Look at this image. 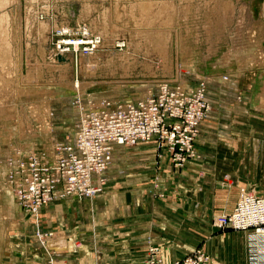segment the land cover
I'll list each match as a JSON object with an SVG mask.
<instances>
[{
	"label": "rangeland",
	"instance_id": "1",
	"mask_svg": "<svg viewBox=\"0 0 264 264\" xmlns=\"http://www.w3.org/2000/svg\"><path fill=\"white\" fill-rule=\"evenodd\" d=\"M60 27L71 29L70 35L85 28L99 35L100 44L90 56L68 53L53 60L52 34ZM32 34L35 40L28 42ZM38 36H47V43ZM225 80L252 86L253 100L264 101V0H0V196L15 202L17 165L43 155L40 166H53L54 146H71L80 116L102 104L143 100L163 84L185 93L202 85L203 120L209 82ZM230 120L227 134L220 128L224 121L199 123L196 139L264 140V122ZM150 144L154 151L139 156L114 154L102 191L93 197L54 199L38 218L0 217L17 228H3L0 257L6 264H41L50 242L61 251L58 257L46 253L48 264L137 263L145 247H157L170 262L200 249L194 248L198 238H188L201 222L188 210V194L199 193L198 172L210 170L226 184L239 176L264 188V154L242 170L240 158L249 149L208 146L198 165L191 164L201 157L197 150L171 169L158 153L162 149ZM215 216L209 219L214 233ZM40 220L49 221L48 228ZM38 230L51 235L39 238ZM53 241L68 246L59 249Z\"/></svg>",
	"mask_w": 264,
	"mask_h": 264
},
{
	"label": "built area",
	"instance_id": "2",
	"mask_svg": "<svg viewBox=\"0 0 264 264\" xmlns=\"http://www.w3.org/2000/svg\"><path fill=\"white\" fill-rule=\"evenodd\" d=\"M70 33L71 29L66 27L54 30L53 60L62 61L68 53L90 56L100 44L99 35L88 33L85 28L76 35ZM206 109L202 85L185 93L178 86L163 84L143 100L115 106L104 103L87 112L79 118L74 143L54 146L53 166H40L43 155L30 156L17 165L20 178L14 185L13 198L20 214L34 217L54 199L69 195L90 198L100 193L114 146L153 143L165 151L174 168L182 167L195 156L194 141ZM7 180L13 185L11 178ZM212 222L219 231L243 232L247 263L264 264V196L239 188L232 210L213 217ZM40 232H35L39 238L51 235ZM138 264L167 263L157 247H149L147 256ZM168 264L212 262L201 250H193Z\"/></svg>",
	"mask_w": 264,
	"mask_h": 264
},
{
	"label": "crops",
	"instance_id": "3",
	"mask_svg": "<svg viewBox=\"0 0 264 264\" xmlns=\"http://www.w3.org/2000/svg\"><path fill=\"white\" fill-rule=\"evenodd\" d=\"M28 36H30L29 31H28ZM34 36L35 34H32L28 42L34 41L35 40ZM38 39L42 40L44 43H47V36L46 37L38 36ZM49 53L50 50L48 51V54ZM208 90L209 91L208 94L206 92V96L210 107L206 117L200 122L199 128L201 125H203V122L213 123L211 121H217V120L224 121V124H220V128L224 132V134H227L228 122L231 121L230 120L231 116H234L235 119L236 118L239 119L240 122H242L243 119L248 120V122L251 121H256L257 123L264 122V101L261 100L262 103L261 102L258 103V101L256 102L255 100H253L254 88L252 86H245V85L242 86V85H238L237 83H230L229 80H225L221 82L212 81L209 82L208 84ZM214 95H215L214 99L211 98V96ZM199 132L201 134V129ZM197 138L198 139H196L194 142V151L196 154V151L198 150L197 153L199 152L201 157L200 158L198 157L196 161H191L192 162L191 164H193V166L198 165L202 160L205 159L202 155L205 152L204 148L208 146L224 147V149L227 150L228 148L229 149L234 148V150H236V148H239L241 150L243 148L249 149L250 151L249 156L245 158L243 157L240 158V164L242 170L245 168L244 165L246 163H250V164H253L254 162L257 163L258 156L264 154V140L258 137L251 138L248 141H242L240 139L230 140L225 138H219L212 142L210 141L203 142L199 139V137ZM152 149L154 151V148L150 143H138L133 146H115L112 151V156L118 152H128L127 155L132 154L139 156L141 154H146L147 153L146 151ZM158 153L159 155H163V158L165 159V161H167L169 167L173 169L165 151L160 150ZM189 168L191 167L188 166L184 171L185 172L189 171ZM203 170H204L203 172H198V175L202 176L200 180V184L198 185L199 193L196 195V192L193 191V194L191 195L188 194V202L190 203V207L188 209L189 212H193L194 214L197 213L201 217L200 218L201 220H198L201 222H198L197 224L193 225V228L191 229L194 235L192 236L190 235L188 238H194V237L198 238L199 241L198 246H195L194 248H200L201 251L205 253L209 257V259H211V262L213 264H248L245 259L246 257L245 234L241 231H235L231 229H225L219 231L216 228L214 233L213 231L210 230L209 219L211 215H224V214H228L232 210L238 197L239 188H244L245 190L251 191L254 194L260 196H264L263 194L264 188L259 189L257 187L256 182L252 181L251 179L247 182H244L243 181L244 179L239 176H237V178L235 179L236 180L235 183H227V184L222 183L221 177L216 176L210 170H206V169ZM222 184H226V185H222ZM193 185H194L193 187L195 188L196 186L195 183H193ZM74 198L76 197H71V198L66 197L64 199H74ZM64 199L57 198L56 200L58 202L60 201L62 202V200ZM46 206H44L43 208H45ZM61 206L62 205L56 206V208ZM52 208H50L47 212H45L43 217L47 219L48 216L46 213H48L49 215L51 212H53ZM13 215L14 216L16 215L17 217L20 216L22 218L24 217L20 214L17 205L9 195L0 196V217L1 218L5 216L12 217ZM48 222L49 221L46 220L45 222H43L42 225V220H40L41 228H43V226L44 228H48L47 227L49 224ZM4 227L17 229L15 226L13 227L10 220L0 219V247H2L1 244L4 241V236L7 235V233L3 231ZM30 227L31 229H33L32 224H30ZM48 230L51 229L49 228ZM178 238L179 237H176L177 240ZM190 241L192 240L190 239ZM67 243L68 242L64 243L63 245V243L54 242L56 248L59 249L63 247L64 248L67 247L68 246ZM49 244L47 247L48 252L45 251L43 253L45 254L54 253L55 255L53 254L52 256L59 255L58 251L61 250H56L53 247H49ZM146 250L147 247H145L144 249V256L141 258V260L144 259ZM192 250L183 253H178L177 256L174 259H172L170 262H166V261L165 262L171 263L189 254ZM3 252L5 253L4 250ZM33 252L34 251L32 250V254ZM32 254L30 253V256L32 257L31 259L33 260L34 255ZM45 254L43 255V261L41 262V264H48L49 263V262L47 263L48 258L51 259V257L45 258ZM6 260L7 259H5V257L3 256L0 257V264H6L5 263ZM139 261H137V263H131V264H138ZM121 264H130V263H121Z\"/></svg>",
	"mask_w": 264,
	"mask_h": 264
},
{
	"label": "bare ground",
	"instance_id": "4",
	"mask_svg": "<svg viewBox=\"0 0 264 264\" xmlns=\"http://www.w3.org/2000/svg\"><path fill=\"white\" fill-rule=\"evenodd\" d=\"M75 87H76V86H75ZM114 147H115V146H114ZM114 147H113V148H114ZM104 172H105V171H104ZM97 194H99V193H97ZM97 194H96V195H97ZM38 214H39V213H37L34 217H30V218H36ZM23 218H27V217H23ZM30 218H29V219H30Z\"/></svg>",
	"mask_w": 264,
	"mask_h": 264
}]
</instances>
